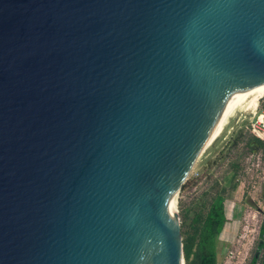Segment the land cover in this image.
<instances>
[{"label": "water", "instance_id": "1", "mask_svg": "<svg viewBox=\"0 0 264 264\" xmlns=\"http://www.w3.org/2000/svg\"><path fill=\"white\" fill-rule=\"evenodd\" d=\"M256 83L264 0H0V264H185L171 197Z\"/></svg>", "mask_w": 264, "mask_h": 264}, {"label": "rangeland", "instance_id": "2", "mask_svg": "<svg viewBox=\"0 0 264 264\" xmlns=\"http://www.w3.org/2000/svg\"><path fill=\"white\" fill-rule=\"evenodd\" d=\"M239 108L201 152L177 194L180 228L188 235L195 217L222 194L227 221L216 237L217 264H249L253 255L258 264L264 253V242L262 249L258 244L264 223V137L249 126L264 120V97L253 108Z\"/></svg>", "mask_w": 264, "mask_h": 264}, {"label": "trees", "instance_id": "3", "mask_svg": "<svg viewBox=\"0 0 264 264\" xmlns=\"http://www.w3.org/2000/svg\"><path fill=\"white\" fill-rule=\"evenodd\" d=\"M255 143L262 144L258 139ZM236 173L238 165L234 164ZM184 185H182L183 187ZM222 194L217 195L210 202L205 214H198L193 223V232L184 234L181 229L183 254L185 264H217L216 237L222 232L227 221ZM259 248L262 249L264 242V223L260 230ZM258 257L253 255L249 264H255ZM258 264H264V253Z\"/></svg>", "mask_w": 264, "mask_h": 264}, {"label": "bare ground", "instance_id": "4", "mask_svg": "<svg viewBox=\"0 0 264 264\" xmlns=\"http://www.w3.org/2000/svg\"><path fill=\"white\" fill-rule=\"evenodd\" d=\"M264 97V83H256L247 85L239 90H237L224 110L222 111L219 122L217 123L215 129L213 130L210 140L207 143V146L210 145L216 138L221 134L224 127L226 126L228 120L236 111V108L240 107L239 110L243 108H253L258 103V101ZM248 110V109H247ZM206 146V147H207ZM177 193H175L170 200L169 209L175 211L177 208Z\"/></svg>", "mask_w": 264, "mask_h": 264}, {"label": "built area", "instance_id": "5", "mask_svg": "<svg viewBox=\"0 0 264 264\" xmlns=\"http://www.w3.org/2000/svg\"><path fill=\"white\" fill-rule=\"evenodd\" d=\"M250 129L264 137V120H255L249 124Z\"/></svg>", "mask_w": 264, "mask_h": 264}]
</instances>
